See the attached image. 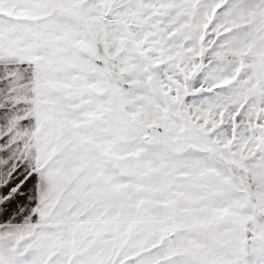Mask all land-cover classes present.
<instances>
[{"label": "snow or ice", "instance_id": "1", "mask_svg": "<svg viewBox=\"0 0 264 264\" xmlns=\"http://www.w3.org/2000/svg\"><path fill=\"white\" fill-rule=\"evenodd\" d=\"M0 264H264V0H0Z\"/></svg>", "mask_w": 264, "mask_h": 264}]
</instances>
